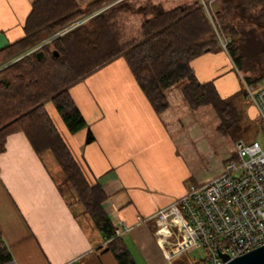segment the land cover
Listing matches in <instances>:
<instances>
[{
    "label": "trees",
    "instance_id": "16d2710c",
    "mask_svg": "<svg viewBox=\"0 0 264 264\" xmlns=\"http://www.w3.org/2000/svg\"><path fill=\"white\" fill-rule=\"evenodd\" d=\"M115 1L33 2L24 36L0 50L1 64L10 58L0 64V153L7 135L16 131L26 134L42 158L49 151L61 172L56 176L50 170L58 188L70 205L77 202L82 207L77 216L104 234L106 249L119 264H136L122 237L115 236L102 205L104 190L99 183H89L45 102L52 101L70 132L87 128L86 141H92L94 135L69 87L122 56L195 177L209 155L223 147L227 153L251 126L243 125L244 87L223 97L213 81L198 79L191 61L208 50L223 49L215 24L230 39L227 52L239 73L250 82L264 80V0H212L214 24L200 0ZM102 6L43 45L44 57L38 50L25 54L60 27ZM233 157L225 159L219 173ZM10 259L8 248L0 243V264Z\"/></svg>",
    "mask_w": 264,
    "mask_h": 264
},
{
    "label": "crops",
    "instance_id": "0c3cea01",
    "mask_svg": "<svg viewBox=\"0 0 264 264\" xmlns=\"http://www.w3.org/2000/svg\"><path fill=\"white\" fill-rule=\"evenodd\" d=\"M34 1L0 0V33L9 44L24 36ZM77 1L84 5L89 0ZM191 66L201 82L213 81L223 97L243 88L224 49L196 56ZM69 92L94 135L92 141H86L87 128L70 132L52 101L45 102L46 110L89 183L104 190L102 205L114 228L119 223L130 227L121 237L136 264H184L186 254L166 260L165 242L154 233V215L185 193L190 169L124 57L73 83ZM45 159L23 131L7 135L0 153V243L11 259L62 264L77 257L79 264H119L106 249L104 234L77 216L81 205L68 203Z\"/></svg>",
    "mask_w": 264,
    "mask_h": 264
},
{
    "label": "built area",
    "instance_id": "2783aa9c",
    "mask_svg": "<svg viewBox=\"0 0 264 264\" xmlns=\"http://www.w3.org/2000/svg\"><path fill=\"white\" fill-rule=\"evenodd\" d=\"M97 12H90L54 31L25 54L39 50ZM214 27L223 49L227 51L230 39L223 36L215 24ZM240 75L245 97L254 105L264 125V80L250 82ZM233 152L234 157L225 163L218 175L205 183L191 184L184 194L156 211L154 233L160 242H165L162 252L167 261L172 262L193 247L201 246L206 251L205 257L193 264H225L264 245V143L240 138L235 141ZM129 230L125 223H119L115 236ZM6 264L18 263L10 259ZM62 264H79L78 258L68 259Z\"/></svg>",
    "mask_w": 264,
    "mask_h": 264
},
{
    "label": "rangeland",
    "instance_id": "374dc122",
    "mask_svg": "<svg viewBox=\"0 0 264 264\" xmlns=\"http://www.w3.org/2000/svg\"><path fill=\"white\" fill-rule=\"evenodd\" d=\"M116 1L118 2L119 0H116ZM200 1H201L202 5L205 7L206 11H212V9L210 7V3L212 0H200ZM103 8H105V7L102 6V8H99V10L96 9L95 11H101ZM88 14L89 13L84 14L77 19L83 18V17L87 16ZM77 19H75V20L71 21L70 23L60 27L59 29L73 23ZM59 29H57V30H59ZM240 108H242V111H243V125H247V123H249L251 126L250 130L248 132H246L242 136L243 138H241V139H243L245 141L246 140H258L260 143H264V129L262 127L261 121L257 115V112H256L254 105L251 102L247 101V99H244V100L242 99L240 101ZM231 156H234L233 148L228 149L227 153H226L225 147L218 150V152L216 154L209 155L208 159L205 160L204 165H201L200 167H198L197 171L195 172V177L189 176L188 178H186V180H185L186 188H189V186L191 184L197 185V184L205 183L208 180L212 179L214 176L218 175L219 171L221 170V166L225 162V159H227ZM45 158H46L45 159L46 164L48 165L50 170L56 176H59L61 172H60V168H59L58 163H57L56 159L54 158V156L48 151L45 155ZM73 205L76 208L80 207V204H77V202H75ZM205 254H206V251L203 247L195 246L192 249H190L188 251V253H186V255L183 258V263L186 264V262H197L200 259H203L205 257ZM88 257H90V256H88ZM88 263H90V262H88Z\"/></svg>",
    "mask_w": 264,
    "mask_h": 264
},
{
    "label": "water",
    "instance_id": "95a60500",
    "mask_svg": "<svg viewBox=\"0 0 264 264\" xmlns=\"http://www.w3.org/2000/svg\"><path fill=\"white\" fill-rule=\"evenodd\" d=\"M8 45L9 42L6 36L3 33H0V50L4 49ZM53 53L55 56H58L57 51H53ZM37 55L44 57V53L41 49L38 50ZM223 256L225 259L227 258L226 255ZM225 264H264V245L238 255L228 260Z\"/></svg>",
    "mask_w": 264,
    "mask_h": 264
}]
</instances>
